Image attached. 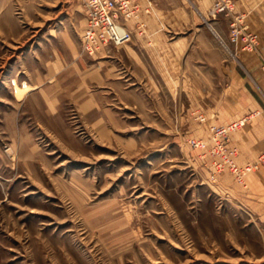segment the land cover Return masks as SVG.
I'll use <instances>...</instances> for the list:
<instances>
[{"label": "rangeland", "instance_id": "374dc122", "mask_svg": "<svg viewBox=\"0 0 264 264\" xmlns=\"http://www.w3.org/2000/svg\"><path fill=\"white\" fill-rule=\"evenodd\" d=\"M82 4L0 0V264H264V236L216 192L213 127L223 125L186 138L178 122L167 133L168 125L100 127L76 107L71 133L17 117L15 139L13 113L31 91L19 61L64 34L82 37ZM80 45L87 56L104 47ZM28 131L37 137L23 138Z\"/></svg>", "mask_w": 264, "mask_h": 264}, {"label": "crops", "instance_id": "0c3cea01", "mask_svg": "<svg viewBox=\"0 0 264 264\" xmlns=\"http://www.w3.org/2000/svg\"><path fill=\"white\" fill-rule=\"evenodd\" d=\"M232 1L245 26L260 36L264 53V0ZM139 4V17L125 21L134 32L130 42L106 45L96 56H87L81 53V37L76 41L64 34L19 61L20 78L31 91L21 98L23 107L13 113L16 127L10 129L15 139L21 122L17 117L26 124L57 121L71 133L67 115L70 109L76 113V107L96 117L100 127L116 122L168 125L167 133L178 122L185 125L186 138L204 139L211 125L264 110L261 53L230 42L231 19L211 16V0H139ZM82 9L86 20L84 5ZM115 109L126 120L118 118ZM25 133L23 138L37 137ZM228 147L236 150L240 166L257 161L264 153V112L232 132ZM216 192L224 206L236 216L246 215L248 224L264 236V163L243 182L229 170L219 174Z\"/></svg>", "mask_w": 264, "mask_h": 264}, {"label": "built area", "instance_id": "2783aa9c", "mask_svg": "<svg viewBox=\"0 0 264 264\" xmlns=\"http://www.w3.org/2000/svg\"><path fill=\"white\" fill-rule=\"evenodd\" d=\"M86 10V25L82 33L81 44L84 51L93 53L107 44L121 46L133 39L125 21L137 17L141 8L139 0H81ZM211 16L225 14L232 17L230 38L234 43H241L243 49L255 51L259 48V36L251 32L243 23L242 16L234 11L231 0H211ZM141 26H144L141 24ZM264 69V56L262 58ZM262 111H255L227 125L213 127L215 147L212 155L216 156V167L219 173L229 168L236 179L243 182L245 177L259 169L264 163V153L257 161L240 166L235 159L236 150H230V134L243 127L247 121ZM203 145L201 142L198 146Z\"/></svg>", "mask_w": 264, "mask_h": 264}, {"label": "bare ground", "instance_id": "6f19581e", "mask_svg": "<svg viewBox=\"0 0 264 264\" xmlns=\"http://www.w3.org/2000/svg\"><path fill=\"white\" fill-rule=\"evenodd\" d=\"M129 20H131V19H129Z\"/></svg>", "mask_w": 264, "mask_h": 264}]
</instances>
